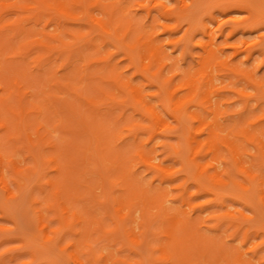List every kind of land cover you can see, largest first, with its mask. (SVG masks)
<instances>
[{
    "label": "bare ground",
    "instance_id": "obj_1",
    "mask_svg": "<svg viewBox=\"0 0 264 264\" xmlns=\"http://www.w3.org/2000/svg\"><path fill=\"white\" fill-rule=\"evenodd\" d=\"M150 1L0 0V190L15 201L36 176L28 197L41 243L70 264H264V76L221 59L225 46L245 62L264 53V32L251 37L264 13L242 0ZM137 6L179 34L169 44L182 57L200 49L188 50L193 66L170 63L155 21L135 25ZM238 10L248 17L228 16ZM227 23L228 38H249L216 44ZM228 91L238 120L220 109Z\"/></svg>",
    "mask_w": 264,
    "mask_h": 264
},
{
    "label": "rangeland",
    "instance_id": "obj_2",
    "mask_svg": "<svg viewBox=\"0 0 264 264\" xmlns=\"http://www.w3.org/2000/svg\"><path fill=\"white\" fill-rule=\"evenodd\" d=\"M131 1H133V3L134 2L136 3L139 0H131ZM143 1L145 2V0H143ZM214 1H217V0H204L202 5H203V7H207L208 5L212 4V2H214ZM242 1L249 3V6L254 8L253 10H255V8H256L255 12L264 13V12H262V11H264V4L261 5L259 3V0H242ZM144 2H143V4H144V6L146 5V7L152 5V3H151L152 1H150V0H146V3H144ZM150 3H151V5H150ZM205 3H207V4L205 5ZM257 4H258V7H256ZM167 5L177 7L178 3H177V1L173 0V1L169 2ZM138 8H139L138 6L137 7H131V11H130L131 16L136 18L135 25L140 26V25H145L149 22L151 23V21H155L156 27H155L154 31H155V34L158 35V39H157L158 43L161 45H164L165 53L170 58V61H171L170 63H173L174 66L177 67L181 71H186L188 68L193 66V62L189 58L190 56H188V54L191 53L192 55L196 56V54L200 53V49L198 47L197 48L193 47L194 48L193 49L191 47V44H190V45H188L189 49H188V46H187V49L189 51L192 49L191 52L188 53L189 51L186 50L187 54L185 53L182 57L181 51L178 50L177 47H173L172 45L169 44L170 39L179 36V34L177 35L176 32L172 33L171 35L164 33L162 30V27L160 25L165 24V20L161 19V17L158 16L156 11H152L150 13V17H149L150 19H149L147 16V13L143 9H140V8L138 9ZM238 11H236L235 13H228V14H230L228 16L232 17L234 19H238V20L244 19L246 17V14L248 17V13H246L242 10L239 11L240 13ZM130 14H129V17H130ZM203 18H204V19H202L203 23L205 21H206L205 23H207L208 25H209V23H211V22H209L208 19H206L207 15H206V18H205V15L203 16ZM221 19H225V17L223 16V18H221ZM219 21H220V19H219ZM207 24H206V26H207ZM210 25H213L214 28L216 29V24L214 25V23L213 24L211 23ZM213 26H208V27H210L209 29H211V27L213 28ZM223 27H222L223 28L222 30L224 32L223 33L224 36L221 37L219 35L220 36L219 37L217 35L218 33L216 34V30H215V33L214 32L213 33L211 32V34L208 33V38L210 36L213 37V36L217 35V38L215 39L216 44H222V43L230 44V43L235 42L236 40L249 38V36H250V35L242 36L241 34H238V35H234L232 38H228V35L230 33V23L223 25ZM261 28H264V25L259 26L258 30L256 32H254L253 34H251L252 39H254L253 41H258V37L260 36V33L262 34V32H264V30H262ZM51 30L52 29H50V31ZM257 32H258V34H256ZM255 36H257V37H255ZM205 37L206 36L200 35V33H196V37L194 40H198V42H200L202 40L203 42H205L207 39V37H206V39H205ZM251 37H250V39H251ZM235 44L238 47L241 46V44L238 42ZM75 46H77V45H75ZM109 49L112 52H115L118 50L117 48H114V47H109ZM173 50H174V52H172ZM192 51H193V53H192ZM183 58H184V60H183ZM231 58H233V62L235 64H238V66L240 68L249 69V70H252L254 72L256 71L257 72V74H256L257 78L264 76V53H261V52L257 53L254 55L252 60H250L249 62H245V56L243 54H241V55L239 54L236 57H234V50L232 48L225 46V49L223 51V55H222L221 59L229 60ZM116 60H117V62L118 61L120 62L119 63L120 67L122 68V71L124 72L125 76L131 77L133 75L134 71L130 69L128 61L125 60L124 56L121 53H118L116 56ZM228 79H230V78H228L224 75L221 77V80L224 82V83L222 82L223 84H227V83L229 84L230 81L232 83H236L235 78H231L230 81H228ZM135 81L141 82V79L139 77H137ZM215 83L217 84L216 81H215ZM218 83H220V82L218 81ZM238 84H236L237 87L238 86L239 87H242V86L245 87V85H246L243 81L241 83L239 82ZM230 86L228 85V87H230ZM230 88H228V89H230ZM232 88H235V87H232ZM250 89L251 88H249V91H250L249 94H253L252 89L251 90ZM224 96H225V98H223L222 100L226 101L228 103V105H226V106L220 105L221 111L227 110V111L233 113L234 115L232 116V119L238 120L237 114H240L242 112V108H243L241 101L238 100L237 96H236V98L234 97L235 94L232 91L231 92L230 91L225 92ZM251 110L254 111V103L253 102L251 103ZM259 111L264 112V104H261L260 108L258 110H256V112H258V113H259ZM130 114L131 113H129V115ZM137 120H139V119L137 118ZM170 135H175V134H170ZM142 138H145V136H142ZM128 140L130 141V139H128ZM252 153H253V151H252ZM23 156L24 155H22V154H17L15 157L18 160H22ZM26 165L28 166V160L25 163L19 164L18 167L22 169ZM137 167H136V171L140 173V176H142V178H144L145 182L151 180L150 175L147 174L146 171L144 172V169H141L139 167L137 168ZM98 168L100 169V171H103L102 170L103 167L101 165H99ZM142 178L140 177V180ZM36 181H37L36 176L30 177L28 179V181L25 180L24 183L26 185L25 186L26 189L25 188L22 189L21 196H19L18 199L15 201H7L4 197L5 196L4 192L0 190V226L5 228V231L0 233V264H2V263L3 264H23V263L30 264L31 262H33L31 264H70L71 263L70 260L67 258L65 252L58 251L57 248H55V247H48L45 249V247L41 243L42 239H41L39 232L37 231L38 230L37 224L34 223L35 217H34V214L32 211L33 207L30 206L31 204H30V200L28 197L30 194L29 193L30 189L34 184H36ZM154 184L156 185L158 183L156 182ZM27 189H29V190L26 191ZM95 190H96L94 192V194L96 193L95 195H98V193L100 194L99 189H95ZM28 200H29V203H28ZM200 202L203 203L204 200H200ZM258 205H259V203H257V208L260 207ZM107 207L108 206H106V208L104 207L103 209L110 212L109 207H108V209H107ZM50 217H52V216H50ZM138 221H139V219H138ZM136 232H137V230H136ZM203 232L206 235H210V236L212 235V233H210L208 231H203ZM260 233H262V231ZM37 236H40V237H37ZM238 237L241 240V238H240L241 236L239 235ZM66 239H68V237ZM38 240H40V241H38ZM254 240L255 239H253L252 242L249 241V242H251L250 244L257 245V243H259L261 241V237L257 238V240H255V241ZM67 241H69V240H67ZM30 242H32L33 244H31ZM250 244H249V246H248V244L242 245L241 241L234 243V245L237 248H239L240 251H242V250L246 251L247 248L251 247ZM261 248H262L260 250L261 254H262V256H264V246H262ZM142 253L145 254V251L143 250ZM21 254H22V256H21Z\"/></svg>",
    "mask_w": 264,
    "mask_h": 264
}]
</instances>
